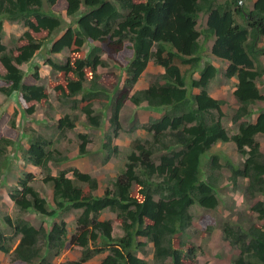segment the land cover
I'll use <instances>...</instances> for the list:
<instances>
[{
  "label": "trees",
  "instance_id": "1",
  "mask_svg": "<svg viewBox=\"0 0 264 264\" xmlns=\"http://www.w3.org/2000/svg\"><path fill=\"white\" fill-rule=\"evenodd\" d=\"M46 2L49 10L43 8L44 0H0V34L4 31V20L23 22L27 28L12 50L7 51L0 44V66L5 70L0 73L3 84L0 93L7 97L8 103L17 101L19 96L23 102L33 103L24 109V113L33 115L34 104L49 102L45 87L35 81L40 78L38 68L27 67L33 72L29 78L33 83H27V73L23 70L24 65L35 63L38 52L49 42L50 53L69 52L64 64L48 60L49 66L58 73V80L51 82L50 88L59 100H75L77 109L87 119V128L101 129L103 125V117L99 118L93 108L95 101L103 97L105 108H111L110 125L114 133L107 134L106 142L102 144L103 150L110 152L106 161L118 149L110 144L112 136L121 129L119 117L126 101L136 107L145 102L152 110L164 109L166 112L167 109L168 112L160 119H152L145 127L153 141L143 144L135 140L130 145L133 150L127 156L125 169L117 176L113 189L108 188L102 196L94 195L99 187L98 180L78 169L73 171V179L65 171L51 175V162L62 165L69 158L57 150H48L51 142L32 139L26 160L47 173L43 181L53 187L56 209L47 211V200L32 185L35 175L25 174L10 194L18 209L17 220L14 222L11 217H5L6 225L13 227L20 239L10 242L0 230V252L9 256L11 264H53L47 258L50 254L58 257L67 247H80L82 258L64 264H87L96 255L104 253L109 254L99 264H148L134 252L151 243L157 263L186 264L183 251L177 249L183 245L178 242L175 247L176 239L172 238L189 228L191 206L198 204L210 211L218 206L215 184L204 182L200 177L201 158L212 146L218 142H233L238 152L246 157L243 168H236L233 180L238 176L247 179V193L264 196V155L256 141L257 135H264V113L259 114L255 122H243L252 117L251 106L264 100L256 85L257 78L264 75L258 65L264 49L257 46L259 39L264 38V0H255L250 10L239 5L238 0L224 3H217V0ZM60 4L65 6L68 16L77 18L76 27L61 34L63 19L52 10ZM200 14L206 16L202 31L198 29ZM237 16L244 24L238 23ZM41 33L45 37L33 36ZM201 39L203 43L214 40L212 55L229 63L227 78L238 79L234 96L239 108L232 122L239 124V130L232 137L219 120L208 117L211 111H219L222 116L224 102L207 92L218 69L210 61H204ZM96 43L100 47L93 46ZM126 43L132 57L127 65L124 87L116 88L112 78L100 77V69L108 65L102 54L116 63V56L126 48ZM85 46L90 47L87 53ZM151 62L163 69L160 77L147 89L131 95ZM196 71L200 72V78L189 81L187 78ZM104 84L115 86L117 94L107 90ZM195 89H200V93L194 94ZM77 120L67 114L58 120L57 126L61 132L73 130ZM13 121L11 126L14 128L16 119ZM78 137L81 140L79 154L86 156L88 135ZM16 144V140L0 135V159L8 148H16ZM165 151L168 153L160 157V164H156L155 153ZM9 161L0 163V184L2 169L10 164ZM213 166L219 167L216 158ZM71 210L82 211L77 220L78 231L71 238H68L64 224L37 229L20 216L35 213L52 218L59 212ZM107 210L118 214L123 237L114 238L111 221L102 219V213ZM253 210L260 220H264L263 202L256 204ZM223 234L231 247L239 249L233 264H264V226L246 230L244 227L234 229L227 223ZM188 254L194 258L196 250L189 249Z\"/></svg>",
  "mask_w": 264,
  "mask_h": 264
},
{
  "label": "rangeland",
  "instance_id": "2",
  "mask_svg": "<svg viewBox=\"0 0 264 264\" xmlns=\"http://www.w3.org/2000/svg\"><path fill=\"white\" fill-rule=\"evenodd\" d=\"M226 0H217V3H224ZM242 2L241 6L250 10L252 9L255 0H238ZM240 5V4H239ZM46 0H44V9H48ZM65 6L60 4L54 7L52 10L63 19L64 25L62 32L68 28L76 27L75 17H70L66 13ZM238 23L244 24L243 20L237 16ZM206 25L205 14H200L198 20V29L202 31ZM3 33L0 34V44L4 45L8 50H12L16 46L17 41H20L27 28L23 22H10L4 20ZM34 37H45V34H33ZM54 39V38H53ZM204 47V61H210L211 46L213 43H203V39L200 40ZM19 45V42H18ZM100 47L99 43L93 45ZM129 44L126 43V48L122 53L116 56V63L107 60L106 54H102V58L107 62L106 68L100 69V77L105 80L112 78L116 88L124 87V82L127 76V65L132 57V51L129 49ZM51 44L47 42L44 48L38 52L34 64L30 63L28 66H23L25 71L27 83L34 82L29 79L33 72L27 67L36 69L38 68L39 80H35L36 84L45 87L48 92V103L34 104L35 113L30 115L24 113L28 107H31L33 103L27 104L22 101L18 96L17 101L8 103L7 97L0 93V135L10 140H16V148H8L7 152L0 159V163L6 159L10 160V164L2 169L1 184H0V230L10 238V242H15L20 239L19 235H16L13 227L6 225L5 217H11L15 222L18 217V209L13 205L10 200V194L16 189L19 181L25 174L33 173L36 180L32 184L33 187L40 192V194L47 200V211L52 212L56 209L53 202L51 184H46L43 180L47 173L42 169L35 167L27 162V152L29 150L28 144L32 139H44L51 142L48 150H57L58 153L69 158V161L62 164L50 163V174L53 176L59 175L62 171L68 173L69 178H74L73 171L78 169L83 173L90 174L98 180L99 187L95 191V196H102L104 192L109 188L113 189V183L117 179V176L125 169L127 163V156L133 150L130 146L135 140H140L142 143L153 141L151 133L146 131V126L152 119H160L166 112L163 110H152L147 103H142L139 107H136L129 100L125 102L119 117V123L121 129L118 130V134L112 136L113 142L110 146L118 148L115 154L106 161L109 156L108 151L103 150L102 144L106 142V135L114 133V128L110 125V119L112 116L111 108L104 106L106 100L100 97L99 100L94 102V110L96 115L103 122L101 129L87 128V119L84 114L77 109V105L74 104L75 100L60 101L53 89L50 88V83L58 80V73L54 72L52 67L49 66L48 60H52L56 63L64 64L69 56L68 51H64L61 54L50 53ZM258 48H264V39H260ZM90 47L85 46L84 52H88ZM258 65L261 70H264V56H259ZM37 66V67H36ZM221 66V64L219 65ZM222 68V67H221ZM36 72V71H35ZM163 69L153 62H151L140 77L139 81L135 84L131 90V95L136 91L144 90L151 84L157 81L160 77ZM0 73H5V70L0 66ZM190 78H200V72L196 71ZM224 79V73L221 71L213 82H211L209 91L210 95L224 102L221 107V114L219 111H211L208 117L211 119L219 120L223 127L228 132L229 136L237 134L239 130V124H233L232 117L237 111L239 106L235 99L234 91L235 84L233 81H226ZM2 82L0 87H2ZM87 85V84H86ZM257 85L264 95V75L258 78ZM107 90L110 92L115 91V86L106 85ZM88 87V85L86 86ZM118 91V90H116ZM115 91L114 94H117ZM194 90L193 92H196ZM81 99V96L79 97ZM78 102V101H77ZM76 108H75V107ZM23 109V111L21 110ZM251 109L254 111L251 118L243 120L251 121L256 119L259 114L264 112V100L255 103ZM23 114V115H22ZM70 115L72 118H77L76 127L73 130L60 131L58 128V120L65 115ZM21 116V118H19ZM16 119V127H12L11 123ZM80 134L88 135L86 156H80L79 139ZM256 141L260 144L261 151L264 155V135H257ZM159 147V145H155ZM210 151L206 152L202 158V170L200 177L204 182L214 183L216 186L215 196L218 199V206L216 209L211 210L200 207L198 204H194L188 210V215L192 216V221L189 228L182 234L175 235L172 239H176L174 246L178 247V242L183 245L182 248H177L183 251V257L186 264H233L234 260L239 256V249H235L224 239L223 229L228 223L237 229L238 227H244L246 230H250L254 227H263L264 220L259 219V214L253 210L254 206L259 202L264 203V196L254 195L251 196L247 193L246 187L248 180L238 176L233 180L236 168L241 170L246 157L242 156L233 142L222 143L218 142L211 147ZM168 151L155 153L154 161L156 164H160V157L167 154ZM61 154V155H62ZM62 155V156H63ZM58 157V156H57ZM216 158L219 167L216 169L213 166V160ZM6 168V169H5ZM81 210H71L68 212H59L54 217H45L35 213H24L21 218L37 229L41 227L49 228L55 224H64L67 231L68 238L78 231L77 220L80 217ZM103 220H109L112 223V234L114 238H121L124 232L121 228V222L118 219V214L107 210L102 213ZM9 245V242H8ZM7 245V246H8ZM189 249L196 250L194 258H190L188 254ZM83 249L80 247H67L58 257L54 256V253L50 254L49 259L53 264H64L69 261H78L82 258ZM136 256L144 259L148 264H159L155 259V250L151 243H147L146 247L142 250L134 252ZM109 253L96 255L91 262L99 263ZM55 257V258H54ZM167 263V262H166ZM0 264H11L9 256L0 252ZM171 264V263H167Z\"/></svg>",
  "mask_w": 264,
  "mask_h": 264
},
{
  "label": "clouds",
  "instance_id": "3",
  "mask_svg": "<svg viewBox=\"0 0 264 264\" xmlns=\"http://www.w3.org/2000/svg\"><path fill=\"white\" fill-rule=\"evenodd\" d=\"M240 5L242 4V2H240L239 3ZM253 6H254V4H253ZM243 7V6H242ZM251 9V8H250ZM261 39H264V38H261ZM259 41H260V39H259ZM259 41H258V43H259ZM214 42V40H212V43ZM214 44V43H213ZM258 46V45H257ZM213 47V46H212ZM264 49V48H263ZM211 53H212V50H211ZM224 61V60H223ZM224 62H226L227 63V65H226V68H225V65L224 66H219V68H217L218 69V74L216 75V77L218 76V75H220V73H221V71H223V73H224V79H227L226 81H228V80H230V81H233V83L235 84V90H236V86H237V84H238V79H236L237 77H233V78H227L226 77V71H227V68H228V66H229V63L227 62V61H224ZM222 67V68H221ZM224 68H225V70H224ZM215 77V78H216ZM215 78H213L212 80H211V82H213L214 81V79ZM257 81H258V78H257ZM257 81H256V85H257ZM211 82H210V84H211ZM210 84H209V86L207 87V92H208V94L210 95V91H209V87H210ZM257 87H258V85H257ZM147 89V88H146ZM258 89H259V87H258ZM145 90V89H144ZM195 90H197L196 92H193L194 94H199L200 93V89H195ZM260 90V89H259ZM235 92V91H234ZM261 92V91H260ZM262 94V93H261ZM133 95V94H132ZM263 95V94H262ZM212 98H214V99H216V100H218L217 98H215V97H213L212 96V94L210 95ZM264 96V95H263ZM219 101H221V100H219ZM237 101V100H236ZM145 103V102H144ZM239 104V103H238ZM253 106V105H252ZM251 106V107H252ZM238 108H239V106H238ZM238 108H237V110H238ZM236 113V112H235ZM264 113V112H263ZM19 118H21V116L19 117ZM60 119V118H59ZM257 119V118H256ZM256 119H253V120H251V121H249V122H255V120ZM217 144V143H216ZM236 146V145H235ZM11 200V199H10ZM12 201V200H11ZM12 203H13V201H12ZM13 205H14V203H13ZM15 206V205H14ZM153 245V244H152ZM2 253V252H1ZM4 254V253H3ZM106 258V257H105ZM100 263H101V261H100ZM99 264V263H98Z\"/></svg>",
  "mask_w": 264,
  "mask_h": 264
},
{
  "label": "crops",
  "instance_id": "4",
  "mask_svg": "<svg viewBox=\"0 0 264 264\" xmlns=\"http://www.w3.org/2000/svg\"><path fill=\"white\" fill-rule=\"evenodd\" d=\"M210 42L212 43V41H210ZM212 46H213V44H212ZM212 46H211V50H212ZM211 56H212V59L210 60V63H212V65H214L216 68H219V65L221 64V66H224L225 65V68H226V65H227L226 62H224L222 59H219V58L214 57L212 55V53H211ZM225 68H224V70H225ZM194 79H197V78H194ZM87 264H98V263L97 262H91V261H89Z\"/></svg>",
  "mask_w": 264,
  "mask_h": 264
}]
</instances>
